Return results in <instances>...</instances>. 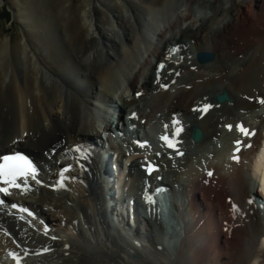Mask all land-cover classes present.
I'll return each instance as SVG.
<instances>
[{"label": "bare ground", "instance_id": "bare-ground-1", "mask_svg": "<svg viewBox=\"0 0 264 264\" xmlns=\"http://www.w3.org/2000/svg\"><path fill=\"white\" fill-rule=\"evenodd\" d=\"M55 1L29 0V7L11 0L24 37L16 43L0 39V93L10 95L7 101L0 94V156L22 148L43 170L42 184L29 194L13 193L11 203L32 206L52 225L45 237L42 225L28 227L0 207V264H12L7 252L19 250L7 232L25 250L27 264H264L258 208L264 149L256 162L264 144V0H61L60 7ZM200 51L221 55L204 69L196 59ZM118 70L126 73L122 88ZM224 91L234 103L217 104ZM101 105H115L124 125L153 127L152 140L172 133L175 118L184 120L178 139L184 143L175 152L162 148L161 171L149 178L154 188L172 192L178 224L170 226L169 243L161 213L147 205V219H135L141 231L131 229L130 240L108 220L98 160L79 158L101 121H111V110ZM253 110L257 114L246 118ZM237 126L252 135L243 138ZM193 127L204 132L196 145L190 142ZM135 133L139 141L150 140ZM241 140L240 162L234 163ZM126 143L137 154L127 179L119 181L120 203H143L141 166L152 153ZM78 160L89 169L69 172L64 190L51 191L55 171Z\"/></svg>", "mask_w": 264, "mask_h": 264}, {"label": "rangeland", "instance_id": "rangeland-1", "mask_svg": "<svg viewBox=\"0 0 264 264\" xmlns=\"http://www.w3.org/2000/svg\"><path fill=\"white\" fill-rule=\"evenodd\" d=\"M17 1L22 6H29V7L32 6V3H30L29 0H17ZM73 2L74 3H78V0H73ZM10 3H11V0H0V39H3V40L4 39H9L11 43H16L18 41H21V39L24 37V32H23L24 30H23L22 24L14 18L13 9H12ZM60 4H61V0H56L55 1L56 7H60ZM141 43H142V47H146V43L144 42L143 39H142ZM203 50H206V49H203ZM206 52L214 53L215 60L221 55V54L218 55L217 53H215L213 51H206ZM219 52L220 51H218V53ZM249 63L250 62H246L245 64H243L242 67H247ZM199 65H201V64H199ZM187 66H189V64H187ZM209 66H210V64L209 65L206 64V65H202L201 67L205 69V68H207ZM123 74L124 73H122V71H119L118 74H117V80H118V86L119 87H121L120 86L121 82H122L121 83L122 85L125 84V78L124 77H126V73L124 75ZM230 81H233V79L231 78ZM0 94H1L2 97L6 96L7 101H9L10 95H9V91L8 90H6L5 92L3 91ZM117 98H118V94H117L116 99ZM249 98L250 99L252 98L255 102L258 101V103L263 104V100H261V97H257L255 99V97L249 96ZM232 103H234V100L232 101ZM256 114H257V111L253 110L251 112V114L246 116V118L250 119V118L254 117V115H256ZM219 144L221 146L220 148H222L223 145H225L224 139H220L219 140ZM197 201L199 203H201L202 200L200 201V197H199V199L197 198ZM105 207H107V205ZM170 208L173 211L172 206H170ZM166 222H169L170 225L164 224L162 227L164 229V232H170V234L168 236H166L167 238L164 237L163 239H164V241L169 243L170 239L173 237V234H174V233H172V231H173L172 228L176 229V227H177L176 225L178 224L177 216H175V215L170 216L168 218V221L166 220ZM178 230H179V228H178ZM160 237H162L161 233H160ZM126 239L130 240L129 237H127ZM129 240H125V238H123L122 239V243H125L124 245H126L127 243H130ZM168 250L169 249L167 248L166 254L164 256L169 258Z\"/></svg>", "mask_w": 264, "mask_h": 264}, {"label": "water", "instance_id": "water-1", "mask_svg": "<svg viewBox=\"0 0 264 264\" xmlns=\"http://www.w3.org/2000/svg\"><path fill=\"white\" fill-rule=\"evenodd\" d=\"M197 59L201 64H205L209 61H212L214 59V55L211 53H205V52H201L197 55ZM217 102L219 104H223V103H228L231 102V99L228 95L227 92H223L221 94H219L217 96ZM194 139L199 142L201 137H202V133L200 130H197L194 134H193Z\"/></svg>", "mask_w": 264, "mask_h": 264}]
</instances>
